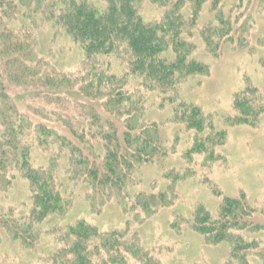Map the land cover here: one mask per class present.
<instances>
[{
    "label": "trees",
    "instance_id": "1",
    "mask_svg": "<svg viewBox=\"0 0 264 264\" xmlns=\"http://www.w3.org/2000/svg\"><path fill=\"white\" fill-rule=\"evenodd\" d=\"M24 1L28 8L37 5L36 9L29 8V17L41 13L60 26L83 57L78 72L58 74L51 69L54 73H47L46 65L36 60L31 29L17 31L3 25L12 18L10 15H19L15 0H0L1 75L16 83L10 88L30 91L35 102L26 112L19 111L12 100L4 98L1 103L0 194L7 192L16 175L22 176L31 189L30 219L41 222L65 210L54 174L62 158L67 162L69 181L89 187L92 201L123 199L142 167L162 151L157 125L145 119L142 91L159 96L173 93L182 79L202 74L207 68L190 60L193 44L185 38L194 26L185 24L179 13L184 0H151L167 9L159 23L144 21L140 0H106L105 7L88 0H63L61 9L54 4L41 9L45 0ZM190 1L200 6L206 0ZM217 22L218 26L206 27L201 34L206 48L214 54L230 42L232 31L219 16ZM170 100L173 102L172 97ZM233 110L236 116L230 123L253 126L264 114V101L256 88L247 87L235 95ZM174 113L198 134L212 129L194 106L179 104ZM38 118L47 124L35 123ZM222 137L213 133L200 139L193 152H208V145L216 146ZM36 146L49 154L48 167L34 165ZM251 214L245 197L230 198L216 218L198 210L193 226L211 243L229 241L235 252L244 251L251 244L234 237L233 232L248 229ZM0 229L25 243L34 233L31 226L6 213L1 197ZM65 238L68 250L55 256V264L127 263L118 254L125 243L116 232L103 234L81 222L70 226ZM125 249L133 256L132 250ZM143 259L139 263L152 264Z\"/></svg>",
    "mask_w": 264,
    "mask_h": 264
},
{
    "label": "rangeland",
    "instance_id": "2",
    "mask_svg": "<svg viewBox=\"0 0 264 264\" xmlns=\"http://www.w3.org/2000/svg\"><path fill=\"white\" fill-rule=\"evenodd\" d=\"M88 1L99 7L107 5L106 0ZM15 2L19 15H10L3 25L17 31L31 29L36 60L46 65L47 73H54L51 69L58 74L78 72L82 54L61 27L41 13L29 17V8L37 5L28 8L24 0ZM51 4L56 9L64 7L63 0H45L40 7ZM138 7L145 22H163L167 9L151 0H140ZM179 13L185 24L194 26L185 38L193 44L190 60L206 66L207 71L182 79L170 94L142 91L145 119L158 127L161 156L142 167L123 199L108 202L92 201L89 187L69 181L67 162L60 159L54 174L65 210L41 222L30 219V185L16 175L7 192L0 194L2 206L34 233L25 243L0 229V264H55V256L68 250L66 230L81 222L100 233L120 235L125 246L118 254L126 264H142L143 258L152 264H264V114L253 126L230 123L236 116L233 102L238 92L256 88L264 101V0H206L200 6L184 0ZM218 16L232 31L230 42L214 54L201 34L204 28L219 25ZM1 67L2 62L0 106L5 98L21 112L31 111L34 95L10 88L16 83L2 77ZM179 104L199 109L213 130L198 134L188 129L174 116ZM34 121L47 124L41 118ZM3 126L0 121V132ZM213 133L223 134L219 144L208 145V152L194 153L196 143ZM32 156L35 166L48 167L50 156L44 148L36 146ZM242 197L250 206L252 225L233 235L251 244L250 249L235 252L232 242L211 243L196 232L193 224L198 210L216 218L226 199ZM126 247L133 256L124 251Z\"/></svg>",
    "mask_w": 264,
    "mask_h": 264
}]
</instances>
